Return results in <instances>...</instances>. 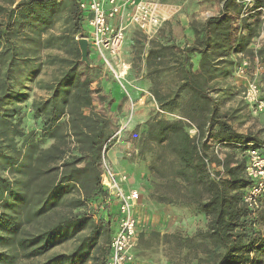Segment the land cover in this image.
I'll use <instances>...</instances> for the list:
<instances>
[{"label": "trees", "instance_id": "trees-1", "mask_svg": "<svg viewBox=\"0 0 264 264\" xmlns=\"http://www.w3.org/2000/svg\"><path fill=\"white\" fill-rule=\"evenodd\" d=\"M81 1L0 0V167L4 170L14 168L19 172L25 165L24 159L29 154L31 159L35 153L34 147L30 153L28 150L24 153L15 143V138L21 137L20 121H15L21 108L11 106L10 101L25 98L20 90L37 70L27 52L22 53L21 46L26 43L38 51L72 48L75 37L87 33ZM253 1L255 12L264 9V0ZM222 2L218 16L191 24L195 37L192 45L182 48L156 39L149 41L145 79L152 85L150 91L162 110L178 112L182 119H150L138 140L137 157L150 159L148 170L154 180L150 196L156 203L189 207L206 220L204 229L197 233L199 243H183L179 235L170 236L178 255L177 259L171 258L172 264L193 261L205 264L208 256L213 257L208 264H264V205L254 215L243 203L245 192L251 187L245 174L247 151L259 146L262 140L237 132L219 110L222 93L233 90L231 84L224 90L222 86L233 76L237 56L245 53L264 61V45L257 51L250 49L257 24H248L249 18H242L245 5L241 0ZM68 4L70 16L63 31L58 36L48 34L61 8ZM254 21L258 22L256 18ZM78 57L81 60L80 54ZM167 59L177 67L163 68ZM81 66L77 62L73 68ZM167 71L173 75V86L163 91L162 79ZM99 74L100 68L83 65L77 77L72 70L57 83L50 99L33 104L35 115L44 119V131L56 141L50 148L37 150L35 163L42 166L61 163L57 182L52 183L36 215H43L57 205L72 209L88 206L89 211L30 238L18 239L20 250L26 251L25 258L44 255L86 229L91 230L90 234L73 253L53 257L44 264H85L102 235H107L109 244L113 230L107 226L110 220L106 218L115 214L105 210L108 192L102 185L100 165L103 148L114 134L108 113L113 101L102 96L100 90L92 89ZM69 85L77 90L74 96ZM96 94L98 101L94 98ZM59 98L63 100L58 102ZM64 115L69 118L61 122ZM193 127L197 137L190 134ZM70 142L75 150L68 154L66 147ZM214 143L224 150L222 161L213 153ZM4 144H9L8 151ZM205 158L216 167H223L221 179H212ZM31 170L36 175L41 173L36 168ZM10 189L9 180L0 176V202ZM71 194L77 196L68 198ZM10 229L15 234L19 225L10 224ZM108 254L107 247L106 264ZM7 259L5 253H0V264H9Z\"/></svg>", "mask_w": 264, "mask_h": 264}, {"label": "rangeland", "instance_id": "rangeland-1", "mask_svg": "<svg viewBox=\"0 0 264 264\" xmlns=\"http://www.w3.org/2000/svg\"><path fill=\"white\" fill-rule=\"evenodd\" d=\"M70 10L71 5L69 4L67 7L61 8V13L53 30L48 34H56L58 36L63 31V27L70 16ZM243 18H249L248 24H257L254 27V41L250 49L257 44L261 48L264 45V19L262 14L255 12L252 8L248 16ZM254 18L258 22L254 21ZM194 22L201 21L193 18L190 22V27ZM240 26L241 22L238 23V29ZM183 32L184 30H182V34ZM175 36L171 24L167 22L154 39L158 42L161 41L163 44H178L182 48L192 45L195 41L193 33L191 35L184 33V41L179 43ZM80 38V35L76 36V44L74 43L72 48L63 46L61 51L59 49L38 51L26 43L21 46L22 53L27 52L30 60H32V67H36L37 70L34 75L30 73L32 77L23 83L20 91L24 92L25 98L23 100L10 101L11 106H19L21 108L20 115L17 119L15 118V121H20L21 137L15 138V143L24 153L27 150L30 153V148L33 147L35 148V153L31 159L30 154L24 159L25 165L20 168L19 172L14 168L4 170L0 167V176L11 183L10 192H6V199L0 202V213L3 221V224L0 225V253L7 255L9 264H44L53 257L71 254L91 232L90 229H86L72 239L53 246L44 255L35 258H25L26 251L20 250L17 242L18 239L30 238V236L46 231L56 223L84 216L89 211L88 206L72 209L57 205L43 215H36L43 204V200L48 196L52 183L57 182L59 175L57 169L60 168L61 163L58 162V165L49 166L36 165L35 163L37 150L39 148H50L56 141L49 138L44 131V119L35 115L33 104L50 99L53 96V88L60 80L65 79L68 72L75 70V76L77 77L83 65H86L82 62V58L79 60L78 57L79 54L81 55L78 43ZM149 41L137 28L131 27L128 29L121 54L123 61L129 65L127 74L122 82L123 87L113 77L109 69L105 68L101 60L89 49V66L100 68V74L91 87L95 91L100 90L102 96L108 97L109 100L113 101L108 112L114 130L113 136L123 128L122 134L112 143L109 152L117 150L122 151L126 155L127 152L129 153L128 150L130 148L133 152V156L129 157V160L122 157L123 161H127L126 163L134 168L132 177L140 186L138 188L142 196L140 207L137 209L141 233L134 250L135 260L133 264H172L171 258L177 259L178 255L174 251L175 245L170 242V236L179 235L183 243L190 241L199 243L197 233L204 229L206 220L202 216L196 215L189 207L165 206L156 203L150 196L154 188V180L148 170L150 159L143 160L137 157L138 140L145 131L146 123L150 119L158 118L170 121L182 119L178 112L162 110L155 99H153L154 97L150 91L152 85L145 79ZM244 60L247 61L248 68L244 75L241 76L238 75L237 70ZM237 61L238 66L233 76L223 83L222 86L224 90L227 84H231L233 90L232 92L222 93L219 99V110L227 117L237 132L245 135L251 134L262 139L264 118L251 112L242 99L241 94L244 85L249 80H257L264 86V61L259 60V58L252 59L245 53L239 54ZM77 62L82 66L77 69L73 68L77 67ZM176 67L172 60H165L163 68ZM172 86L173 75L167 71L164 73L161 87L163 91H166L167 88H172ZM76 92L77 90L71 87L73 96ZM126 93L137 103L132 118H130V104ZM98 96L97 94L94 96L96 101H98ZM62 100L63 98H59L57 101L61 102ZM68 118V116L64 115L61 122L67 121ZM129 145L130 147H128ZM4 149L8 151L10 149L9 144H4ZM66 150H68V154L73 153L75 145L70 142ZM31 168L39 169L41 173L36 175ZM129 176L131 178V175ZM76 196L77 194H71L68 195V198ZM10 224L19 225L17 233L11 232ZM107 226L111 229L113 228L111 223ZM106 232L108 233V231ZM141 236H143V239ZM107 247L108 239L107 235L104 234L93 249L91 258L85 264H106ZM183 252V255L187 254L186 250ZM207 260L205 264H208V262L212 263L213 257L208 256ZM191 264H196V261Z\"/></svg>", "mask_w": 264, "mask_h": 264}, {"label": "built area", "instance_id": "built-area-1", "mask_svg": "<svg viewBox=\"0 0 264 264\" xmlns=\"http://www.w3.org/2000/svg\"><path fill=\"white\" fill-rule=\"evenodd\" d=\"M239 2V0H238ZM245 5L243 17L248 16L254 7L253 0H241ZM80 9L86 16L87 33L81 36L89 42V49L108 68L113 77L123 87V79L127 74V65L122 59V50L129 28H137L148 40L157 37L163 26L169 22L176 11L157 0H82ZM262 14L264 9L256 10ZM259 49V44L254 48ZM122 68V70H120ZM248 68L246 60L238 68V75H244ZM124 89V88H123ZM130 118L136 109L137 103L129 96ZM242 99L254 115L264 118V86L257 80H249L244 85ZM154 99V98H153ZM121 128L103 148L100 165V177L102 185L108 195L105 197L106 213L115 216H107V220L113 225V233L108 244L107 264H133L135 260L134 250L140 237V222L137 209L142 200L138 187H132L130 176L114 170L108 160V152L116 138L120 137ZM192 137H197L196 128L190 130ZM261 144L250 147L247 151L246 177L251 181V187L246 190L243 203L255 215L264 205V134ZM130 147V145L128 146ZM214 155L218 160L224 159V150L218 143L212 146ZM126 156L132 157L131 148ZM208 172L212 179L219 180L223 176V167H216L209 158H205ZM220 173V174H218Z\"/></svg>", "mask_w": 264, "mask_h": 264}, {"label": "crops", "instance_id": "crops-1", "mask_svg": "<svg viewBox=\"0 0 264 264\" xmlns=\"http://www.w3.org/2000/svg\"><path fill=\"white\" fill-rule=\"evenodd\" d=\"M161 4L170 7L176 11L173 18L169 21L171 24L177 42H183V35H191L193 32L190 29V22L192 19L197 21H205L208 18L218 16L223 9L222 0H157ZM180 24V25H179ZM182 30H184L182 34ZM122 154V156H120ZM122 157L126 155L122 151L111 150L108 153V160L111 162L113 168L117 172H123L131 175V185L132 187H140L136 180L132 177V168L127 161H123ZM131 173V174H130Z\"/></svg>", "mask_w": 264, "mask_h": 264}, {"label": "water", "instance_id": "water-1", "mask_svg": "<svg viewBox=\"0 0 264 264\" xmlns=\"http://www.w3.org/2000/svg\"><path fill=\"white\" fill-rule=\"evenodd\" d=\"M78 43L81 50L82 62L89 66V42L87 39L82 38L78 41Z\"/></svg>", "mask_w": 264, "mask_h": 264}]
</instances>
